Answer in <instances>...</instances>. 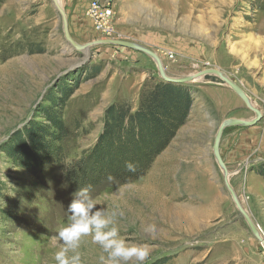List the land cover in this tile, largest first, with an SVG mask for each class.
<instances>
[{"label": "rangeland", "instance_id": "374dc122", "mask_svg": "<svg viewBox=\"0 0 264 264\" xmlns=\"http://www.w3.org/2000/svg\"><path fill=\"white\" fill-rule=\"evenodd\" d=\"M92 1L76 0V19L70 18L73 10L64 12L76 44L135 43L156 54L166 76L173 79L219 70L261 112L262 119L253 127L223 130L219 155L240 206L264 236V226L251 216L252 209L262 211L256 195L248 194L247 183L248 177L257 176L252 169L264 163V149L257 147L264 126V0H95L111 5L110 37L92 29L85 15ZM5 2L0 5V264H56L58 248L51 240L71 223L67 205L77 190L66 184L63 173L94 149L108 107L124 105L134 112L142 91L162 79L154 60L135 50L113 45L74 50L64 40L52 0L51 5L50 0H34L33 6L7 10L2 9ZM256 29L262 34L260 48L251 53L233 49L238 33ZM77 72V89L53 114L62 124L75 121L79 126L59 144L60 171L52 160L41 163L39 158L54 131L52 122L40 114L50 107L48 100L56 95L58 82L71 84ZM187 86L193 92L187 119L145 176L92 189L90 199L97 208L118 213L115 226L121 239L148 247L144 264H222L224 255L230 260L227 264H239L234 247L239 235L250 238L264 256V247L224 185L223 170L212 151L223 121H250L255 115L216 76ZM251 132L255 136L245 137ZM146 225H155L154 236L144 232ZM76 251L82 264H100V256L106 255L90 235L82 238Z\"/></svg>", "mask_w": 264, "mask_h": 264}, {"label": "trees", "instance_id": "16d2710c", "mask_svg": "<svg viewBox=\"0 0 264 264\" xmlns=\"http://www.w3.org/2000/svg\"><path fill=\"white\" fill-rule=\"evenodd\" d=\"M3 2L4 0H0V5ZM77 75L78 72L70 80L71 84L64 79L58 82L56 95L48 100L50 107L43 108L44 113L40 114L52 122L51 129L54 131L50 132L51 139L48 146L41 149L39 158L41 163L52 160L60 171H63V165L62 148L59 144L69 139V135L79 126L75 121L62 124L53 114L56 110L61 111L65 102L77 89V80L80 79ZM192 97L193 92L187 84L159 81L150 89L145 88L142 91L134 112L124 105L108 107L105 110L104 129L98 143L89 154L66 168L63 173L66 184L77 190L91 185L92 190L105 184L123 185L144 177L159 153L168 146L178 129L184 125ZM12 159L15 160V156H12ZM20 159L24 161L23 157L16 160ZM126 161L136 165L134 172L125 169ZM35 166L40 167L41 164ZM252 172L264 179V163L253 168ZM109 175L113 177L111 181L107 179ZM194 264L206 263L202 261Z\"/></svg>", "mask_w": 264, "mask_h": 264}, {"label": "clouds", "instance_id": "9594fccd", "mask_svg": "<svg viewBox=\"0 0 264 264\" xmlns=\"http://www.w3.org/2000/svg\"><path fill=\"white\" fill-rule=\"evenodd\" d=\"M125 169L134 172L136 165L126 161ZM107 179L111 181L113 177L109 175ZM91 187V185L81 187L72 194L67 205V211L71 214V223L52 237V245L58 248L54 254L56 264H82L81 254L76 250L80 247L82 238L89 235L93 243L106 254L100 256V264H129L133 260L137 264H144L150 255L148 247L129 245L120 238L119 229L115 226L118 213L116 211L109 213L97 208L89 196ZM155 231V225L144 227V232L149 236H154ZM70 251L75 254L69 256Z\"/></svg>", "mask_w": 264, "mask_h": 264}, {"label": "water", "instance_id": "95a60500", "mask_svg": "<svg viewBox=\"0 0 264 264\" xmlns=\"http://www.w3.org/2000/svg\"><path fill=\"white\" fill-rule=\"evenodd\" d=\"M52 6L54 7V9L58 12V14L61 17L62 32H63L64 40L66 42H68V44L74 50H76L77 52L87 51L88 49H90L91 47L96 46V45H113V46L123 47V48H127V49H131V50H135V51L141 52L143 54H146L147 56H149L150 58H152L154 60V62L156 64V67H157L158 75L162 79V81L165 82V83L187 84V83H191L192 81L197 80V79H199L201 77H204V76H209V75L216 76L225 85H227L238 98H240V100L245 104V106L250 111H252L254 113L255 118L250 120V121H244V120H238V119H228V120L223 121V123L220 125V127L218 128V130L216 132V135H215V138H214V141H213L212 151H213V156H214L218 166L220 167V169L223 170V173H224V177H223L224 185H225V187H226V189H227V191H228L233 203L235 204L239 214L244 218L245 222L247 223L251 234L264 247V239H262L260 237V233H259L258 229L254 225V223L252 222V220L250 219L248 214L240 206V204L238 202V199L236 198L234 192L232 191V189H231V187H230V185L228 183V172H227V170L225 168V165L222 162V160L220 158V155H219V142H220L223 130L225 128H229V127L249 128V127H253L254 125H256L262 119L261 112L258 109L254 108V107H252L250 105L248 97L246 96L244 91L240 88V86H238L237 84L232 82L222 72H220L219 70H216V69L204 70V71L199 72V73H197L195 75L187 76V77H183V78H178V79L169 78L164 73V69L162 67V64L159 61V59L156 56V54H154L153 52L149 51L148 49H146V48H144V47H142L140 45H137L135 43L118 41V40H97V41L89 43V44L78 45L70 38V35L68 33V25H67L65 13L61 9L58 0H52ZM67 72H69V70Z\"/></svg>", "mask_w": 264, "mask_h": 264}, {"label": "crops", "instance_id": "0c3cea01", "mask_svg": "<svg viewBox=\"0 0 264 264\" xmlns=\"http://www.w3.org/2000/svg\"><path fill=\"white\" fill-rule=\"evenodd\" d=\"M34 0H6L5 4L2 5V9L5 8V10L7 9H13L16 6H18L19 8H21V6H33L36 2H33ZM75 2L76 0H59V5L61 7V9L67 14H69V12H71V10H73V14L72 17H70L71 19H76V12H75ZM30 3V4H29ZM39 3H45V0H39ZM50 5H51V0H50ZM47 5V4H46ZM44 7L41 9L39 8L38 11L40 13H44L45 9ZM86 12V11H85ZM261 30V29H260ZM263 32H261L264 35V30H262ZM259 32V29L254 30V33H238L239 36H236V45L234 46V50H245L247 52L250 51V49H253L254 51H256L258 48H260L259 46H257L260 43L262 34ZM242 36V37H241ZM240 37V39H239ZM264 43L262 42V45ZM257 48H256V47ZM252 51H250L249 53H251ZM243 90V89H242ZM244 91V90H243ZM245 93V92H244ZM246 94V93H245ZM253 104V102H251ZM254 106V105H253ZM263 128V132H262V140H261V146H257L258 149H264V126ZM248 136L245 137H250V136H255V132H251L250 135L246 134ZM257 135V134H256ZM259 137V136H258ZM257 137V138H258ZM242 142L239 144L240 146L243 145V140H241ZM254 144V139L251 142V149H253V145ZM244 145H247V143H245ZM263 160H264V156H262ZM247 183H248V187L250 188V190H248V194H253L256 195V197L258 198V205H260V212L258 213L256 210H251V216L253 218V220H255L259 225H261L262 227L264 226V181L262 178L257 177V176H251L248 177L247 179ZM238 237V236H236ZM234 247H235V259L238 260L239 264H264V256H262L259 252H257L254 248V244L253 242H251L250 238L248 237H244L243 235H239L238 238H236L235 242H234ZM230 249V248H229ZM229 252V251H228ZM226 258H225V257ZM222 257V264H227L230 260L228 259V257L226 255H224ZM225 258V259H224ZM228 259V260H227Z\"/></svg>", "mask_w": 264, "mask_h": 264}, {"label": "built area", "instance_id": "2783aa9c", "mask_svg": "<svg viewBox=\"0 0 264 264\" xmlns=\"http://www.w3.org/2000/svg\"><path fill=\"white\" fill-rule=\"evenodd\" d=\"M85 15L92 25V29L105 37L114 34L112 24V8L110 3L100 4L98 1H92L87 7Z\"/></svg>", "mask_w": 264, "mask_h": 264}, {"label": "bare ground", "instance_id": "6f19581e", "mask_svg": "<svg viewBox=\"0 0 264 264\" xmlns=\"http://www.w3.org/2000/svg\"><path fill=\"white\" fill-rule=\"evenodd\" d=\"M58 2H59V0H58ZM202 23V22H201ZM206 23V22H205ZM207 24V23H206ZM250 52V51H249ZM159 59V58H158ZM160 61V60H159ZM249 99V98H248ZM249 102H250V105L253 107V104L251 103V101L249 100ZM263 237V238H262ZM261 238L262 239H264V236H261Z\"/></svg>", "mask_w": 264, "mask_h": 264}]
</instances>
